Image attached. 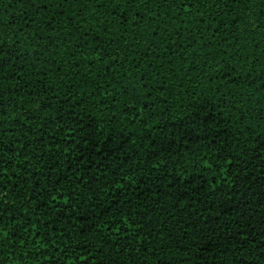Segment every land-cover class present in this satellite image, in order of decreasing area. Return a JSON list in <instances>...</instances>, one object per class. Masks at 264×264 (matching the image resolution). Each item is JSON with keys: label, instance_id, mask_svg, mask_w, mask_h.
<instances>
[{"label": "trees", "instance_id": "16d2710c", "mask_svg": "<svg viewBox=\"0 0 264 264\" xmlns=\"http://www.w3.org/2000/svg\"><path fill=\"white\" fill-rule=\"evenodd\" d=\"M206 7L197 5L187 17L195 25L191 31L197 37L204 34L203 45L197 40L193 45L196 55L189 56L183 51L184 44L176 52L164 51L170 39H178L171 35V28L155 23H141L138 28L134 6L89 4L82 8L59 0L47 4L48 15L55 21L58 56L70 59L58 39L67 31V18L68 27L78 23L88 34L83 47L89 58L97 56L92 46L99 40L107 43L115 34L121 36L116 51L122 59L127 56L132 63L142 59L135 77L126 72L132 63L115 65L111 86L105 85L107 74H100L104 79L99 82L108 92H100L97 99L103 95L110 103L88 109L91 118L102 123L96 126L98 138L84 149L75 131V117L66 116L63 128L51 123L37 131L57 114L38 109L42 99L32 101L30 85L39 91L37 72L28 63L35 50L25 37L38 27L45 32L51 29L41 22L43 13L26 10L20 0H0V20L8 37H20L24 57L17 58L12 65L16 73L4 81L8 94L0 110L6 117L0 139L13 144L18 153L6 150L0 161V180L8 193L4 210L15 213L4 222L9 238L0 252V264H264V0H241L238 6L229 0L227 6L221 5L223 12L216 9L211 15ZM125 9L128 25L122 19ZM201 13L208 18L207 26L197 19ZM233 16H238V22ZM103 25H108V32L101 31ZM141 28L142 39L138 35ZM151 28H157L162 43ZM136 39H140L139 46ZM153 39L155 52L146 53ZM181 54L188 64H195L194 70H187L188 64L181 70ZM150 55L160 57L154 65L163 60L174 71L161 75L153 70L148 75L153 80L148 86L154 89L152 96L167 97V103L142 106L147 96L140 82L146 77L140 73L148 72L144 65ZM104 60L110 63L108 56ZM62 63L58 59L48 68L62 75L67 66L63 70L55 67ZM21 66L23 74L18 71ZM89 68L95 75L92 64H81L82 73ZM129 80L140 96L130 85L128 95H121ZM164 84L163 92L156 91ZM56 91L63 96V89ZM51 99L53 109L63 103L54 96ZM132 104L135 111L129 112L125 105ZM37 111L40 115H29ZM113 112L112 121H107ZM240 129H244L242 135ZM43 131L48 134L45 146L51 149L45 158L32 150L39 147L33 135ZM25 133L32 149L20 147L26 143ZM53 134L57 142L64 138L59 148ZM58 152L73 160L84 152L94 160L77 165L81 171L74 174L80 178L72 182L75 191L67 182L57 183L51 189L55 200L46 194L39 198L36 216L40 219H33L25 230L18 221L32 217L35 210L28 207L26 213L23 209L17 212L13 200L17 196L23 197L20 204L34 200L37 194L32 189L37 185L47 193L48 177L55 180L66 175L67 163L57 166ZM94 176L99 177L95 183L90 179ZM21 231L22 240L17 239Z\"/></svg>", "mask_w": 264, "mask_h": 264}, {"label": "snow or ice", "instance_id": "6c2138e0", "mask_svg": "<svg viewBox=\"0 0 264 264\" xmlns=\"http://www.w3.org/2000/svg\"><path fill=\"white\" fill-rule=\"evenodd\" d=\"M21 6L27 9H34L37 13H43V17L41 19L42 23H45L51 31L45 32L44 29L39 28L37 31H33L29 37H25L30 46L34 47L35 56L28 61L30 66L37 72L36 81L39 87V91L32 88L30 85V94L32 101L35 102L37 98L43 100L42 104L37 105V108L43 110L44 112H49L52 110L57 115H53L50 121H45L44 124L39 125L37 131L39 132L41 128H47L51 123L57 124L58 127L63 128L65 125V117L71 116L76 118V133L79 135L80 140L83 141V148L88 149L90 144L94 143V140L97 139V124L102 123V121L95 120L91 118V113L88 112L89 108L99 109L100 105L103 104L104 107H109V100L107 97L100 95L97 99V94L100 92H108L107 86H102L99 82L100 79H104V76L100 75L101 73L107 74V80H105V85L111 86L112 81L114 80V73H111V69L119 64L120 67H124L125 63H132L128 61L127 56L123 59L119 52L116 51L117 48L120 47L121 36H117L112 34L109 37V41L105 43L103 40H99L97 45L92 46V50L97 53L96 57L89 58L87 54V50L83 47L84 42L87 39V33L84 32L78 23L75 24L74 28L68 27L67 18H65L66 22L64 23V27L67 31L61 36L58 37L59 44L64 46L65 51L68 53L70 59H65L63 55H57L59 52V48L57 45V39L53 38L56 36V28L55 21H53L52 17L48 15L47 12V4L53 3L54 0H20ZM233 5H239L241 0H231ZM59 3H78L82 8H87L89 4L96 5L99 7H104L108 4H114L117 7L121 4L128 5V8H132L134 6L136 13L135 16H138L137 20L134 16V21L136 26L140 28L141 23L145 25H149L151 23L157 24L158 27L161 28H171V35L178 37L177 40H169V44L164 47V51L169 53L176 52L181 44H184L183 51L188 53L189 56H195L197 49L194 47V43L199 40L201 46L203 45V32L200 33V36L197 37L195 33L191 31L192 27H195L191 22L187 21V17L191 15L192 10L197 6H207L205 11L210 15L211 13L219 9L223 12L221 5L227 6L229 4V0H59ZM157 10H162L157 11ZM149 13L151 15H149ZM128 9L122 13V19L124 20V24L128 25ZM81 19H83V15L81 14ZM197 19L206 25L207 17H204L203 13L199 14ZM171 23H168V21ZM233 20L238 22V16H233ZM33 23H36L35 19H33ZM10 26V25H9ZM5 23L0 20V110L4 109L5 106V97L8 94V89L4 87V81L6 78H11L15 73L16 69L12 68V65L17 63V58H24L20 49L23 47V44L20 42V37L16 39H12L7 36L5 31ZM23 27V26H22ZM184 30V31H182ZM101 31L108 32V25H103ZM151 33L163 42V37L157 31V28H151ZM123 35V34H121ZM139 38L142 39L144 35V29L141 28L140 33L138 34ZM140 39H136L135 43L137 46L140 44ZM185 41L187 43H185ZM34 42V44H33ZM156 48V40H151L148 48H145L144 51L147 53L151 50L152 53L155 52ZM51 49V51H50ZM240 55H244L243 52ZM83 56L85 59L81 60L79 57ZM108 56L110 59V63H105L104 57ZM180 58V68L184 69V65L188 64L187 59L181 54ZM62 60V64H55L57 69L63 70L64 66H67V71H63L61 75L59 72H53L48 68V64L55 62L57 60ZM156 59H160L158 56L150 55L148 65H144L148 72H141V76L146 77L142 82H140V89L143 92L144 96H147V99L144 101V105H156L159 103H167V97H164L162 100L159 96L153 97L152 91L154 89L149 88V84H153V80L147 78L150 73L155 70L156 72H160L161 75H165L167 71H174L171 65L165 66V62L161 60L160 65L156 66L153 64V61ZM171 59V56L168 58ZM87 61L88 64H92L96 69L95 75H93L92 68H89L87 72H81V64ZM142 64V59H138L136 63H132V67L127 69V74H130L132 77H135L136 72L140 71V65ZM36 65H40L39 68H36ZM195 69V64H188L189 71ZM19 73L23 74L25 69L23 66L19 68ZM126 73H121L125 79H128V75ZM53 77H58L54 79ZM99 77V79L97 78ZM159 79V78H157ZM264 79V77H262ZM129 85L132 88L133 93L135 95L140 96L141 93L136 91V84L132 83L129 80V83L124 85V91L121 95H128ZM166 84L161 85L159 89L156 91L163 92ZM20 88L23 89V83H20ZM57 89H63L64 94L61 97L60 92L56 91ZM50 94V95H48ZM113 98H115V93L111 94ZM56 97L57 102L59 103L61 100L63 103L59 108L53 109V102L51 97ZM10 98V97H9ZM87 100V103L85 101ZM129 112H134L136 105H125ZM79 109V111H77ZM155 111V108H153ZM151 114V113H150ZM30 116L35 117L40 115V112L37 111L35 113H29ZM115 113H112V116L107 117V121H112ZM6 117L3 116V112L0 111V136L4 135L3 132V120ZM244 129H240L241 135L243 134ZM25 141L24 145H20V147H29L32 149V143L28 140V133H25ZM33 138L36 140L38 149H32L33 151L38 150L40 152L41 158H45L48 153L51 152L50 148H46L45 142L48 139L47 131L40 132L39 136L33 135ZM52 140L57 148H59V143L63 142L64 138L60 137V141H56L55 134H53ZM18 143V141L16 142ZM79 144V141L77 142ZM107 147V146H105ZM10 151L13 154H17L15 147L13 144H6L5 141L0 139V161L4 160L5 151ZM98 149L93 148V151ZM55 160L59 161V166H63L65 162L68 165V171L64 177L57 176L55 180L51 177H48V184L45 186L48 191L44 192V189L40 188L37 185L33 192L37 195L34 200H27L24 204H20V201L23 197L17 196L13 203L18 205L17 212L21 209L27 212L28 207H32L35 211L33 212V216L30 218H22L18 223L22 225V227L26 230L27 226L32 224L33 219L39 220L40 217L36 216V212L40 211L41 205L37 202L40 197H43L45 194L55 200V196L52 195L51 189L56 186L57 183L67 182L72 186V190L75 191V186L72 185L74 179H80L75 176V173L81 171L77 165L81 164L82 160L91 161L94 160L92 157H85L84 152H81L79 156L73 160L69 157L64 156L62 153L58 152ZM98 163L99 161H94ZM90 170V169H89ZM105 180H107V174L104 173ZM93 183L99 180V177L90 178ZM19 183V182H18ZM88 181H85V185L87 186ZM121 188H124L123 184H120ZM8 201V193L3 186L2 180H0V252L3 251L4 242L9 238L8 231L4 226V222L11 216H14L15 213L11 211V209L4 210V206ZM67 203V201H64ZM46 231V229H45ZM24 233L21 231L20 235L17 239H23ZM43 239V237H42ZM23 246V245H22ZM39 251V249H37ZM2 259V256H0Z\"/></svg>", "mask_w": 264, "mask_h": 264}]
</instances>
